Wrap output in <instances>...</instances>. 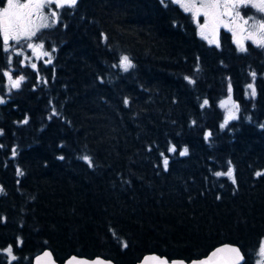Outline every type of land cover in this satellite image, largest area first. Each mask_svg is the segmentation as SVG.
<instances>
[{
  "label": "trees",
  "instance_id": "trees-1",
  "mask_svg": "<svg viewBox=\"0 0 264 264\" xmlns=\"http://www.w3.org/2000/svg\"><path fill=\"white\" fill-rule=\"evenodd\" d=\"M57 13L32 40L51 63H8L0 44V250L13 247L11 264L45 248L59 263L71 254L188 261L225 242L255 264L264 47L246 42L242 52L225 28L210 44L171 0H77ZM124 55L128 71L115 66ZM6 70L25 77L18 89L5 90ZM227 96L238 107L221 127ZM229 168L235 182L215 175Z\"/></svg>",
  "mask_w": 264,
  "mask_h": 264
},
{
  "label": "snow or ice",
  "instance_id": "snow-or-ice-1",
  "mask_svg": "<svg viewBox=\"0 0 264 264\" xmlns=\"http://www.w3.org/2000/svg\"><path fill=\"white\" fill-rule=\"evenodd\" d=\"M171 2L177 4L184 12L192 16L198 24L199 35L208 40L210 44L215 43L219 46L217 34L219 29L224 27L232 32L235 43L240 51L243 52L247 50L245 47L246 40H250L258 47H264V18L255 20L254 17H249L246 19L240 11L242 7L246 8L251 6L258 12L264 13V0H171ZM76 3L77 0H25L23 3H21L20 0H6V6L0 8V44H2L3 50L8 51V49L12 47V42L18 45L22 41H28L27 47L32 49L34 54L37 56L43 55L49 57L46 62L51 63V54L44 50V44H36L31 41L36 38L43 29L50 28L59 22V15L57 12L47 13L45 11L49 6L61 9L74 7ZM201 16L203 17V23H199ZM250 20H252L253 23L249 24ZM243 33L247 34L242 35ZM210 36L212 38H209ZM17 55H19V53H17ZM31 66L36 68L35 63ZM115 66L122 68L124 71H128L133 67V64L130 58L124 55ZM4 75L7 76L10 89H18L25 79L24 76H19L14 79L10 72L4 73ZM253 76H255V73H253ZM186 79L189 78L186 77ZM189 82L192 83L194 81L190 80ZM248 87L251 90V95L254 96L255 88L251 84L248 85ZM229 92H231L230 86ZM230 100L231 97L229 96L227 101L221 103V106L227 107ZM3 102L4 101L0 99V103ZM125 103H127V101H125ZM207 103L208 101L205 100L204 104ZM232 107L237 108L238 106L233 104ZM232 119H235V116L232 109H229L224 124H222L221 127H224L228 121ZM207 135L210 136L211 133ZM176 150V147L172 146L168 151L175 152ZM179 154L181 156L187 155V147ZM82 159L87 161L91 166L92 161L89 157L84 156ZM163 163L165 168H167V157L164 158ZM215 175H226L235 182L233 170L231 168H229L227 172H217ZM256 175L260 176L262 173L257 172ZM0 191H2V189H0ZM124 247H127V244H125ZM0 251L5 252L7 256L10 257L9 264H11L12 260L17 259L13 255V247L11 245ZM50 256V253L45 252L43 257L37 258L36 264H44V258ZM258 256L259 259L256 264H264V242L259 246ZM149 260L158 261V264H169L168 260L158 257L146 258L145 264H148ZM243 260L244 256L241 254L239 248L223 247L216 249L204 260L193 261V264H241ZM48 264H54V262L49 261ZM67 264H87V261L72 257L67 261ZM94 264H105V262L97 259ZM171 264H177V262L173 261ZM179 264H183V262H179Z\"/></svg>",
  "mask_w": 264,
  "mask_h": 264
},
{
  "label": "rangeland",
  "instance_id": "rangeland-1",
  "mask_svg": "<svg viewBox=\"0 0 264 264\" xmlns=\"http://www.w3.org/2000/svg\"><path fill=\"white\" fill-rule=\"evenodd\" d=\"M21 3L25 2V0H20ZM3 5L2 7H5L6 6V0H3ZM1 7V8H2ZM47 13H51V12H58L59 9L55 8L54 6H49L46 10H45ZM241 14L247 19L249 17H254L255 20H258L254 14V12H258L256 9L252 8L251 6L249 7H246V8H241ZM261 16H263L264 13H259ZM195 23L197 24V22L195 21ZM199 23H203V17L201 16L200 19H199ZM253 23L252 20L249 21V24ZM198 26V24H197ZM199 28V27H198ZM221 28H224V27H221ZM226 29V28H225ZM228 30V29H226ZM229 31V30H228ZM232 35V38H233V41L235 43V38L233 37V34L231 31H229ZM247 33H243L242 35H246ZM211 37V36H210ZM32 43H34L33 41H31ZM246 42H251L250 40H246ZM27 43L28 41H22L20 42V44H16L15 42H12V47H10L8 49V51H5L6 52V60L8 63H12L14 61V59L17 57L19 59L18 61V64L19 65H25L26 63H32L34 60L38 59L39 57H45L43 55H40V56H37L36 54L33 53V50L32 49H29L27 47ZM252 43V42H251ZM36 44H39V43H36ZM236 44V43H235ZM254 44V43H252ZM23 45V46H22ZM256 45V44H255ZM237 46V44H236ZM17 53H19V55H17ZM4 73H8V71H4ZM6 76V75H4ZM15 79V77H13ZM6 79V84H5V90H9L10 87H9V83H8V79H7V76L5 77ZM229 98V96L223 98L221 101H220V104L223 102V101H227ZM0 99L4 100V96L0 94ZM234 102L232 100H230L227 104V107H224L225 108V117L227 116L228 114V110L229 109H232L233 111V114L235 113V108H233ZM264 242V240H263ZM259 259V256H258V251H257V254H256V257H255V264L257 262V260Z\"/></svg>",
  "mask_w": 264,
  "mask_h": 264
},
{
  "label": "water",
  "instance_id": "water-1",
  "mask_svg": "<svg viewBox=\"0 0 264 264\" xmlns=\"http://www.w3.org/2000/svg\"><path fill=\"white\" fill-rule=\"evenodd\" d=\"M223 247H237L239 248L236 244H232V243H228V242H225V243H221L215 247H213L212 249H210L205 255L201 256V257H198V258H193V259H190L188 261L184 260V259H181V258H171V259H168L166 256H163V255H159V254H156V253H146L144 254L135 264H145V259L146 258H150V257H158L160 259H166L169 261V264H171V262L175 261L177 262V264H179V262H183V264H193V261H200V260H204L206 258H208L211 253H213L216 249L218 248H223ZM240 249V248H239ZM45 252H48L51 254L50 257L48 258H44V264H48L49 261L51 262H54V264H67V261L72 258V257H76L77 259L79 260H84V261H87V264H94V262L97 260V259H100L102 261L105 262V264H115L113 261H111L110 259H107V258H103V257H100V256H93V257H84V256H77V255H69L67 256L64 260H62L60 263L54 258L52 252L50 249L48 248H45L43 250H41L40 252L34 254L32 256V259H31V264H36V261H37V258L38 257H43V254ZM241 252V250H240ZM242 254V252H241ZM243 255V254H242ZM242 263V262H241ZM148 264H158V261H153V260H149L148 261Z\"/></svg>",
  "mask_w": 264,
  "mask_h": 264
},
{
  "label": "flooded vegetation",
  "instance_id": "flooded-vegetation-1",
  "mask_svg": "<svg viewBox=\"0 0 264 264\" xmlns=\"http://www.w3.org/2000/svg\"><path fill=\"white\" fill-rule=\"evenodd\" d=\"M3 5V4H2ZM2 6H0V8H1ZM243 8V7H242Z\"/></svg>",
  "mask_w": 264,
  "mask_h": 264
}]
</instances>
